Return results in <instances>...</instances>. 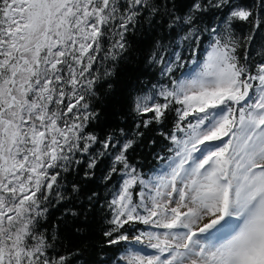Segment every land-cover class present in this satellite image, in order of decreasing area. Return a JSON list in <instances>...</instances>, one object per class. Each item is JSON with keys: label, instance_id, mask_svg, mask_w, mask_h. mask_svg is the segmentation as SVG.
<instances>
[{"label": "snow or ice", "instance_id": "1", "mask_svg": "<svg viewBox=\"0 0 264 264\" xmlns=\"http://www.w3.org/2000/svg\"><path fill=\"white\" fill-rule=\"evenodd\" d=\"M142 29L168 83L140 89L131 130L98 131ZM262 33L264 0H0V264H80L60 225L100 202L98 179L111 264H264ZM173 114L171 155L144 172L128 153Z\"/></svg>", "mask_w": 264, "mask_h": 264}, {"label": "trees", "instance_id": "2", "mask_svg": "<svg viewBox=\"0 0 264 264\" xmlns=\"http://www.w3.org/2000/svg\"><path fill=\"white\" fill-rule=\"evenodd\" d=\"M215 22V18H212ZM237 31H248L246 25L237 23ZM154 35L150 31L140 30L133 37L135 43V50L131 54V58L126 62H122L116 70L115 75L111 78L112 88L107 90L105 85L100 90L99 99L97 102V109L102 111V119L99 124L98 131H110L112 129H119L121 127L131 130L134 127L136 120L135 114L132 111L133 101L136 96L140 95V89L150 88L152 84L160 80L162 83H168L167 78L160 77L159 71L156 68L149 67L147 54L150 52ZM208 40L206 39L202 46L201 58L203 57V49L207 47ZM251 57L254 60H259L261 55L264 54V33L257 36L256 43L250 49ZM243 55V53H241ZM187 69H176L175 77L179 79ZM151 81V83H148ZM145 85L147 87H145ZM175 123L174 114L170 117L163 126L152 124L147 129H141L144 135L141 140L137 142L128 155L131 161L144 172H151L161 166L160 160L157 156H168L171 153L168 149L172 146L163 136L159 135L160 132L169 133ZM151 141H155L151 144ZM101 168L97 169V177L99 178L102 173ZM115 183V180L113 181ZM109 185L108 188H111ZM92 191L97 192L100 197V202L96 204L91 212L82 214L80 219L70 222L67 226L60 225V240L65 247L71 249H82L80 264L84 261L95 262L101 259L108 261L111 264L109 257L115 258L113 253L119 255L113 248H106L102 244V233L106 229V220L108 214L105 210V196L108 191L98 179L97 182L90 185ZM110 198V197H109ZM60 212L56 209L52 210V216L49 221L50 226L57 222ZM79 229L80 231H76ZM135 233H132L134 235ZM58 250L60 245H57ZM104 249L101 251V249ZM123 251V249H121Z\"/></svg>", "mask_w": 264, "mask_h": 264}, {"label": "rangeland", "instance_id": "3", "mask_svg": "<svg viewBox=\"0 0 264 264\" xmlns=\"http://www.w3.org/2000/svg\"><path fill=\"white\" fill-rule=\"evenodd\" d=\"M181 78V77H180ZM146 251H151L150 249L149 250H146Z\"/></svg>", "mask_w": 264, "mask_h": 264}]
</instances>
